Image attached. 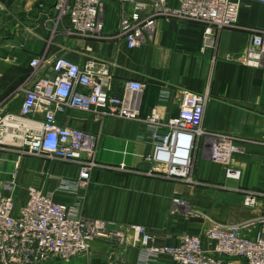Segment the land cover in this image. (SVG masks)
<instances>
[{
	"label": "crops",
	"instance_id": "0c3cea01",
	"mask_svg": "<svg viewBox=\"0 0 264 264\" xmlns=\"http://www.w3.org/2000/svg\"><path fill=\"white\" fill-rule=\"evenodd\" d=\"M55 3L0 0L1 112L19 113L34 58L42 60L38 75H48L50 63L58 56L80 65L90 60L106 64L111 70L106 88L112 94L123 96L128 80L146 85L142 93L133 94L140 120L113 118L99 123L77 110L59 114L57 120L98 136L101 163L147 171L152 164L146 158L153 154L158 134L146 122L151 111L156 109L164 121L177 117L183 89L208 92L210 100L202 125L206 136L191 151L188 179L96 170L86 187L71 192L69 185L79 176L77 164L23 154L18 142L7 141L6 150H0L2 194L23 200L29 188L36 187L67 204L70 216L104 221L109 228V236L96 239L86 254L70 262L49 264H177L171 255L151 249L177 246L185 236H201L208 228L253 217L254 211L243 200L247 191L264 194V63L252 68L244 60L252 35L264 32V3L241 0L236 26L222 30L216 47L206 50L202 49V25L162 18L146 31L142 47L129 49L121 21L136 10L120 0L105 8L102 39L74 37L68 32V17L56 21ZM140 15L149 17L146 11ZM163 93L168 94L165 101L160 100ZM43 120L44 114L37 112L25 122L40 129ZM166 132L162 129L158 135ZM210 134L236 140L240 151L232 168L239 172L237 178H228L224 167L210 159ZM168 167L163 165V171ZM175 197L188 200L191 212L203 216L196 218L190 210L175 207ZM136 225L152 237L147 247L137 238ZM204 247L212 251L213 244L205 240ZM222 264L247 263L226 257Z\"/></svg>",
	"mask_w": 264,
	"mask_h": 264
},
{
	"label": "built area",
	"instance_id": "2783aa9c",
	"mask_svg": "<svg viewBox=\"0 0 264 264\" xmlns=\"http://www.w3.org/2000/svg\"><path fill=\"white\" fill-rule=\"evenodd\" d=\"M112 1L56 0V21L68 17L71 36L102 39L105 31L103 14ZM120 1L131 4L136 10L121 21V32L129 49L142 47L146 42V31L160 18L202 25V49H214L222 30L236 26L241 7V0ZM253 1L264 3V0ZM142 11L148 12L149 17L142 19ZM263 63L264 32H261L252 35L244 64L259 68ZM41 64L39 58L31 61L33 70L29 84L32 79L36 80L33 85L24 86L25 98L19 113L0 110V150H6L9 141L18 142L23 154L77 164L79 176L69 185L71 192L86 187L96 170H117L165 179L189 178L191 151L200 138L206 136L202 125L210 100L208 92L180 90L179 115L168 121H164L156 109L151 111L146 122L158 134L162 129L167 132L161 136L155 133V150L146 158V162L152 164L150 169L108 166L99 161L100 138L59 123L57 115L77 110L90 114L99 123L113 118L140 120L133 94L142 93L146 85L128 80L123 96H117L106 88L111 79V70L106 64L90 60L80 65L65 56H58L50 63L48 75H38ZM167 98L168 94L163 93L160 100ZM37 112L44 114L40 129L25 122ZM210 138V159L224 167L228 178H237L239 172L232 168V161L240 151L236 140L221 134H210ZM182 149L188 153L186 169L179 162ZM163 165L169 166L166 171H163ZM183 170L186 171L180 172ZM189 181L193 183L191 179ZM173 202L175 207L191 212L188 200L175 197ZM243 203L254 211L253 217L208 228L201 236L183 237L177 246L155 247L151 251L169 254L177 264H222L226 257L243 259L247 264H264V194L247 191ZM68 210L67 204L55 201L36 187H30L23 200L0 192V264H44L51 259L69 262L86 254L96 239L109 236L104 221L70 216ZM191 213L196 218L203 216L199 212ZM133 228L141 245L147 247L152 237L143 226ZM205 240L213 244L212 251L205 249Z\"/></svg>",
	"mask_w": 264,
	"mask_h": 264
},
{
	"label": "bare ground",
	"instance_id": "6f19581e",
	"mask_svg": "<svg viewBox=\"0 0 264 264\" xmlns=\"http://www.w3.org/2000/svg\"><path fill=\"white\" fill-rule=\"evenodd\" d=\"M188 159V153H187V150H185V149H182V150H180V152H179V162H180V164H181V166L183 167V168H185V166H186V164H187V160ZM182 168V169H183ZM181 169V170H182ZM186 169V168H185ZM184 171H186V170H183V171H180V172H184Z\"/></svg>",
	"mask_w": 264,
	"mask_h": 264
},
{
	"label": "rangeland",
	"instance_id": "374dc122",
	"mask_svg": "<svg viewBox=\"0 0 264 264\" xmlns=\"http://www.w3.org/2000/svg\"><path fill=\"white\" fill-rule=\"evenodd\" d=\"M191 170V169H190ZM191 172V171H190ZM77 258V257H76ZM57 263V262H61V263H63L62 261H60V260H57V259H51L50 261H48V262H46V263ZM70 262V261H69ZM46 263H44V264H46Z\"/></svg>",
	"mask_w": 264,
	"mask_h": 264
}]
</instances>
